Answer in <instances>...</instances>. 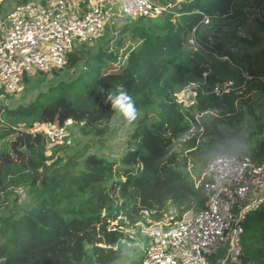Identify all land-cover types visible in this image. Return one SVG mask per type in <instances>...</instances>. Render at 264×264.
<instances>
[{
  "label": "trees",
  "instance_id": "1",
  "mask_svg": "<svg viewBox=\"0 0 264 264\" xmlns=\"http://www.w3.org/2000/svg\"><path fill=\"white\" fill-rule=\"evenodd\" d=\"M247 1L184 0L174 7L179 16L167 13L146 23L127 18L117 47L86 54L76 45L65 67L51 73L82 64L76 78L60 81L27 104H0V208L14 190L41 191L22 215L0 219V264H120L126 257L120 246L123 220L137 224L146 213L161 221L170 205L179 220L206 206L205 191L186 169L189 160L205 166L221 154L264 158V123L242 135L246 114L255 115L251 95L264 94V49H255L263 39L257 33L239 35L237 28L221 35L209 30L229 20L243 23ZM253 4L264 8V0ZM260 24L264 30V15ZM195 28L199 51L189 45ZM127 35L134 45L123 58ZM209 67L196 103L185 109L176 93L189 81L203 80ZM226 79H233L235 88L213 93ZM121 86L144 112L121 164L90 154L77 169L78 161L61 153L71 145L57 146L49 155L45 135L29 131L36 122L63 125L72 119L83 124L84 133L98 132L112 108L108 92ZM192 110L213 111L215 125L198 120ZM115 220L121 225L111 228ZM242 225L244 264H264V207L249 211Z\"/></svg>",
  "mask_w": 264,
  "mask_h": 264
},
{
  "label": "built area",
  "instance_id": "2",
  "mask_svg": "<svg viewBox=\"0 0 264 264\" xmlns=\"http://www.w3.org/2000/svg\"><path fill=\"white\" fill-rule=\"evenodd\" d=\"M113 1L126 18L139 19L167 13L179 16L174 7L184 0H41L16 5L0 18V104L24 88L26 77L64 68L76 45L92 41L105 30L113 13L105 5ZM204 21L208 23L209 18ZM189 45L200 50L196 28ZM210 73L211 67L206 68L203 80L189 81L176 93L177 103L185 109L192 107ZM234 88L235 81L226 79L215 84L212 92L229 93ZM73 124L72 119L63 125L36 122L29 131L45 135L47 153H51L57 146L73 144ZM195 184L205 191L206 206L179 220L170 216L141 227L147 245L140 264H209L203 249L217 244L227 247L231 264H243L242 223L249 211L264 207V158L218 155Z\"/></svg>",
  "mask_w": 264,
  "mask_h": 264
},
{
  "label": "rangeland",
  "instance_id": "3",
  "mask_svg": "<svg viewBox=\"0 0 264 264\" xmlns=\"http://www.w3.org/2000/svg\"><path fill=\"white\" fill-rule=\"evenodd\" d=\"M173 1L175 2V0ZM254 1L255 0L247 1V7L245 9L246 19L243 23L238 24V19L229 20L226 21L228 23L223 25H220L222 22L216 23L212 27H209V30L212 31V33H218V35L231 33L235 28L238 29V34L242 36H251L253 33H257L263 40L255 49H264V30L261 29L260 24V20L264 15V8L262 6L254 5ZM18 4L19 0H2L0 3V18L7 16ZM110 8H112L113 13L110 14V21L106 23L105 30L92 41H88L89 43L86 42L84 44H79L77 49H83L86 54H95L97 51L108 45L117 47L115 40L121 37L120 32L129 19L123 15L118 2H108L105 5V9L110 10ZM149 19L150 18L139 19L138 22L146 23ZM208 23H210V20ZM208 23L205 22V24ZM230 23L231 26L229 25ZM123 45L124 47L120 48V52L123 53V58H125V49L131 47L134 43L127 35L124 37ZM82 70L83 65L81 64L74 70H63L57 75L49 74L44 76L40 73H36L31 77H27L28 80L24 82V88L21 91L13 94L7 100L1 102V104H5L8 107L27 104L33 101L39 93L48 91L60 81H69L76 78ZM251 97L255 115L246 114L242 122V135L244 137L253 131L259 123H264V94L261 92H254ZM143 114V111L138 110L137 119L132 123H128L118 111L111 108L109 116L99 126L98 132L91 133H84L82 130L83 124L75 123L71 126L73 128V144L71 147H67L64 151L62 150V152H60H65L63 153V156H65L66 160L72 158L78 161L79 164L77 169L83 167V160L90 154H96L107 160L116 161L118 164H121V158L129 146L133 130ZM192 114L198 120L206 121L209 125H215L216 123V114L213 111L207 110L200 112L198 110H192ZM51 153L48 154L50 155ZM188 163L189 165L186 167L187 171L192 175L196 183L201 182L206 165L203 166L202 164L191 160H189ZM179 164L180 167L184 166V159L182 156H180ZM40 192V190H30L27 188L14 190L8 195L7 203L0 208V219L17 218L22 215L40 199ZM170 216H174L177 220V211L173 205L168 207L167 212L161 221H155L146 213L142 215V218L138 222L139 224H131L123 220L124 224L120 227L123 231V239L120 242V246L125 251L126 257L120 264H128L133 260H142L144 248L147 245V237L143 234L141 227L167 221ZM116 225H121L119 220L113 221L111 223V228ZM88 249L90 251L91 247L88 246ZM203 252L209 264H231L228 259L227 247L217 244L214 247L203 249Z\"/></svg>",
  "mask_w": 264,
  "mask_h": 264
},
{
  "label": "clouds",
  "instance_id": "4",
  "mask_svg": "<svg viewBox=\"0 0 264 264\" xmlns=\"http://www.w3.org/2000/svg\"><path fill=\"white\" fill-rule=\"evenodd\" d=\"M106 102H110L112 109L118 111L126 122L132 123L137 119L138 110L135 102L122 86L115 92H108Z\"/></svg>",
  "mask_w": 264,
  "mask_h": 264
},
{
  "label": "crops",
  "instance_id": "5",
  "mask_svg": "<svg viewBox=\"0 0 264 264\" xmlns=\"http://www.w3.org/2000/svg\"><path fill=\"white\" fill-rule=\"evenodd\" d=\"M145 249V248H144ZM144 255V254H143Z\"/></svg>",
  "mask_w": 264,
  "mask_h": 264
}]
</instances>
